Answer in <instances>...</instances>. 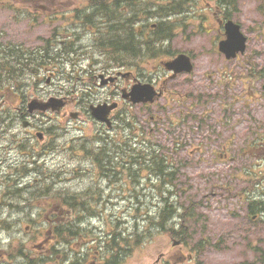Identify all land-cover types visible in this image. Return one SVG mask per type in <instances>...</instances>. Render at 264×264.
Here are the masks:
<instances>
[{
  "label": "rangeland",
  "instance_id": "obj_1",
  "mask_svg": "<svg viewBox=\"0 0 264 264\" xmlns=\"http://www.w3.org/2000/svg\"><path fill=\"white\" fill-rule=\"evenodd\" d=\"M213 1L215 0H196L195 5L192 7V14H190L189 19L185 20L186 28H173L172 32L174 37L169 44L171 52L179 51L181 53L195 56L196 58L201 56L199 59L200 66H203V64L208 63L210 60H213L212 63L215 62L219 66L222 63V60L219 58L220 53L217 51V41L216 39H213V33L211 34L205 29H201L202 24L209 28V24L212 23V16L210 15L208 4ZM258 2L259 0H242L237 3V11L231 14V17L234 20L240 24L242 22L243 25H241L245 27V33H247L252 40L256 37H260L258 29L259 26L264 25V20L261 18L262 16H259L258 12H255ZM9 5L15 7H36L44 5V8H47L45 10L43 9L46 13L53 12L54 8L81 6V4H75L74 1L70 0H0V32H5L6 34L12 33V40L21 42L28 48L41 45L42 41L38 39L41 34L36 36L37 33L27 30V26H29V24H27L29 22L28 19L16 22L15 11L14 9L9 8ZM39 12L42 13L41 10H39ZM204 16H208V20L203 19ZM41 33H46V30ZM261 35H264L263 30ZM7 37L8 36H6V38ZM260 46L261 47L251 43V48L261 50V53L264 54V42L260 41ZM3 65L4 64L2 63V66ZM193 80V84H185L184 86L178 85L181 82H172L170 87L174 88L172 90H178L180 93L184 94L188 91L198 94L206 93L208 91L202 86L203 82L207 81V79H200L199 72L197 81L194 78ZM168 82H170V80H168ZM175 85H177V88ZM214 91L215 90H210L209 93L212 94ZM216 101L218 102L215 105L201 106L191 110V114H195V116L198 117L196 120L197 122H200L199 118L202 117L203 122L205 123L200 135H196V138L188 135L190 130L195 132V129H191L189 125L181 128V135H184L183 137H185V139H189L187 140L186 147L183 149V154L186 156L188 152H194L198 146H200L202 150V152H197L190 159V168H188L187 173L191 176L192 188L185 197H182V200H194L196 203H203L202 207L197 210L195 209V212L198 215L207 216V221L202 224L185 222L183 227L188 233H192L193 236L192 238L190 236L187 239H184V241H187L186 245L188 247L185 249H188V252L185 250H183V252L186 254L192 253L191 246H195V244L202 238H211L213 245L216 246L209 248L206 247L204 250L199 251L200 254H194L196 262L190 264H258L248 243L250 242L251 245H260L262 249H264V224L257 225L248 219L247 208L242 205L244 200H241V203L237 198H231L226 201L223 200L222 194L227 197L228 189H232L233 194H237L244 188H250L249 186L252 185L249 182L252 180L249 179H254V177L259 178L261 184L258 190L264 189V178L262 177L264 176V152H260V149L258 148L252 149L255 156L257 153L259 154L257 160L250 159L240 153L242 148L257 141V135L264 136V130L259 129V121L264 120V105L260 107L257 104L246 106L242 102L237 105V109H235L234 106L230 105L227 99L220 98ZM182 106L183 104H180L179 107L182 108ZM223 106H226L225 111L221 110ZM177 108L178 104L175 107V112L177 111ZM203 108L210 111L204 113ZM225 118L231 120L230 125H226ZM239 119L244 120L245 122L243 124H239V122L236 123V120ZM199 127L200 126L198 125V128ZM10 135L16 136L15 141L12 142L11 138H9L7 141L1 142L0 147H7L8 143L12 148H20L21 145L18 142L20 138L25 137L22 125L15 127ZM59 136L61 137V135ZM159 136V139H163L161 135ZM72 139L73 135H69L66 140L61 139L60 141L57 139L58 147H65L67 142ZM185 139L183 138L182 140ZM32 145L33 144H30V146ZM25 146H29V144ZM224 146L227 147L228 153V160H225V162L221 159H215L214 157L215 152L217 153ZM18 153V150L12 149L10 155L12 156L11 158H13V160H19L20 156ZM54 153L55 156L50 155L48 161V167L51 171H60L61 169L59 168H63L64 166L70 167L71 165H77L76 162L72 161L71 157L69 158L71 155L68 153ZM0 155L5 157L7 153H1ZM232 156L236 157V160H229ZM4 174L7 173L3 172L0 175ZM34 178L36 177H33L31 180H34ZM222 187L225 189H221ZM249 192L251 191L249 190ZM206 199L210 200L209 205L212 207L210 211L204 206V201ZM11 201L13 203H11L9 208L13 209L19 206L24 199L19 197L14 198ZM218 202L220 206H225L226 209L221 208L219 211L215 210ZM37 209V207H34L32 210L22 211L20 215L17 214L16 211L9 210V212H11L10 214L13 215V219L21 218L24 221L19 222L11 231H8L7 229L4 230L0 225V242L3 246H6L9 243L10 238H12L11 241L14 240L15 242L11 245L10 249L20 246L18 244L19 240L25 243L30 250L34 244L40 242L39 238L35 239L33 231L36 232L37 227L40 226L41 223L36 225L33 222H27L28 220L35 221ZM190 209L193 210L194 208L190 207ZM233 210L238 212V218L231 216V211ZM150 213H157V209L151 208ZM182 213H186L184 212V209L179 214ZM31 215L33 216L28 219L27 216ZM7 216L8 214L4 211L1 212L0 209V217L2 219L5 218L3 220L10 223L7 221ZM43 220L44 219L41 217V222ZM33 224L34 226L32 229L30 227ZM200 226H202V229L199 228ZM203 227L206 230H203ZM201 232H205V235L201 236ZM214 234L216 235L214 236ZM13 235H16L17 237H14ZM180 250L182 249H175L166 237L156 236L148 242L147 246L137 249L132 258L128 261V264L154 263L160 254H166L169 258L181 257ZM31 252V255L33 256L38 255L33 252V250ZM171 260L174 263L176 262V259ZM21 264L26 263L21 262Z\"/></svg>",
  "mask_w": 264,
  "mask_h": 264
},
{
  "label": "flooded vegetation",
  "instance_id": "obj_2",
  "mask_svg": "<svg viewBox=\"0 0 264 264\" xmlns=\"http://www.w3.org/2000/svg\"><path fill=\"white\" fill-rule=\"evenodd\" d=\"M97 14L105 15L102 22L112 30L113 26L110 23L111 19L108 14L102 11ZM75 19L78 20V17H75ZM217 21L219 25H222L220 19ZM64 25L62 24L61 28H56V31H66L67 34L54 33L53 37L47 42V48L34 50L32 54L36 59L39 57L45 60L46 57H51L49 61L50 65L44 67V70L48 72L45 79L47 84H51V78L55 80L62 79L63 83L54 84V88H39L38 83L40 81L38 77H43V75L33 76V68L36 66V63H32L30 75L35 82L33 84L34 98L44 101L49 100L50 97L62 98L63 106L59 117L64 118L67 122H74L83 126H85V121H88L87 119L91 120V107L113 103L119 104V109L113 111L110 116L113 122L111 131L107 130L104 124L95 122L103 130L111 132L109 135L104 134L98 139L99 146H102L103 150H98L95 153L100 159L107 158L111 162V166H79L72 167L71 169L77 173L87 175L84 180V186L81 189L84 190V197L87 203L100 206L103 205V202L108 204L112 203V200H120L126 202L127 205L135 203L143 205L144 199L142 196H138L141 197L140 199L135 198L136 192L134 189L139 187V189L144 190L143 184L145 180L149 179L154 172V168L149 166L150 158L148 155L150 153L148 151L142 152L141 157H133L134 154L132 152H126V155H124V153L117 152L114 148H116L118 140L123 138L120 137L123 119L120 105L131 104L128 98L129 93L135 83L145 82V79L140 75V73L144 75L145 70L134 65L132 57L126 61L123 67L118 68L114 38L101 41L92 37L83 39L79 37L78 32L71 31L70 24ZM88 27L93 28L94 25L89 24ZM133 27L134 24L131 21L126 30L128 37L133 35ZM108 30L105 31L107 32ZM138 31L141 32V28ZM91 33H93V36L96 34L95 32ZM146 43L147 40L145 39L144 44ZM243 58L244 60H241L240 65L247 67L248 71H234L230 77L226 78V84L235 87L236 81L246 80L248 89L243 86V92L248 94L251 104L255 103L260 107L261 100L264 98V93H261L264 90V86L261 84L264 82L260 79V76L264 73V68H262L263 62L258 60L257 56ZM83 59L85 63L82 64L81 61ZM236 60H240V57H237ZM65 63H70V66L65 65ZM40 71L42 72V70ZM76 72L80 75H74ZM240 100V98L236 99L237 102ZM208 104L216 103L211 101ZM201 105H204V103L201 102ZM197 107V104L195 105L194 103L188 106V108ZM222 109H226V106H223ZM73 113L74 115H72ZM40 115L41 113L33 116L32 120L34 121L29 123L28 129L31 132L32 139L38 137L42 139L37 140V145L47 148V150L39 152V156L41 157L50 152L48 149L52 145L53 136L51 135V123L48 119L44 118V116L46 117L49 114H42V118L39 119ZM19 118L22 122L28 118L26 109H19ZM259 124L262 125L261 123ZM113 132L116 135L112 134ZM153 132L154 130L151 131V133ZM126 139L130 141L129 138ZM142 144L148 147L145 140L142 141ZM19 153L22 156L29 155V152L26 151ZM191 153L189 152V155ZM177 155L181 158L183 150L178 151ZM89 160L91 159L89 158ZM3 161V159L0 161V170H7L10 173L19 172L18 169H15L18 166V162L6 165V162ZM95 161L97 160H91L92 163ZM33 168L36 171L35 175L38 177L35 179V183H30L26 186L29 193L26 203L45 207V212L40 216L45 217L49 223H59L63 220V216L62 212L58 210L59 200L55 197L59 196L60 193L56 191L53 183H48L49 178L55 173L46 166V161L44 164ZM59 169H65V167ZM162 169L163 167L160 168L161 172ZM22 177L21 175L19 176L18 183L13 182L12 184H8L0 182V189L4 187L11 188L16 185L20 186L24 182L21 179ZM43 180H46V182ZM83 215L84 218L87 217L86 212ZM170 224L174 227V230L169 231L168 234L170 237L180 240L179 243L181 245L178 246L181 248L185 245V242L182 241V223L180 220L172 219ZM50 226L52 228L48 231L49 237L46 241L50 246L36 247L40 252H35L38 255L31 256V264H36L34 261L45 262L46 264H128V261L134 254L133 248L128 246L131 243L127 242V233L118 232L115 221L111 218L108 219L104 228L81 230L78 245L54 246L56 229L53 227L54 225ZM62 233L64 232L62 231ZM156 264L169 263L166 259L164 261L159 259Z\"/></svg>",
  "mask_w": 264,
  "mask_h": 264
},
{
  "label": "trees",
  "instance_id": "obj_3",
  "mask_svg": "<svg viewBox=\"0 0 264 264\" xmlns=\"http://www.w3.org/2000/svg\"><path fill=\"white\" fill-rule=\"evenodd\" d=\"M93 1V3H94V5H96L97 7H99V8H108L109 6H112V7H122L123 6V4L124 5H126V4H128V5H130V4H133V5H136L137 7H140L141 6V4L142 3H144V1L145 0H92ZM109 1V2H108ZM170 1H172V3H174V4H178V0H170ZM173 9V8H172ZM172 9H171V7H167L162 13H158L157 15H156V17H158V18H160V20L161 21H165V17H167V16H169V14H173V12H176V10L175 11H172ZM133 17H134V21L136 22L137 20H139L140 22H141V19L143 20V16H145V17H151V16H153V15H155L153 12H151L150 14H149V12L148 11H134L133 12ZM141 14L143 15L142 16V18L141 17H139V16H141ZM114 17H115V14H113V12H111V15H110V23L111 24H113V26H114V28H116V29H120V25H121V23L118 21L117 22V24L113 21V19H114ZM160 24H162V25H168L167 23H165V22H163V23H160ZM125 25V24H124ZM116 29H112L111 30V32L113 33V36H115L114 37V39H115V47H116V49H118V51L120 52V51H124V50H129V45H131V43H129V44H127L126 46H125V44L128 42V41H130V42H134L135 41V37L134 36H131V37H126L127 38V40L126 39H122V38H120L119 37V32L116 30ZM160 29V28H159ZM162 29H164V27L162 26ZM164 30H166V29H164ZM134 32H135V30H133ZM165 33V35L163 34V33H160V31L159 30H157L154 34H153V38H158V39H162V38H166V35H167V33H169V31H167L166 30V32H164ZM118 34V35H117ZM125 47V48H124ZM150 47V46H149ZM138 46L136 45V44H133L132 46H131V50L133 51V53H134V55H137V50H138ZM251 202H250V204L248 205V207H249V211H250V214H252V215H255L256 213V210L258 209V204L256 203V202H254V200H253V198H251ZM262 205V209H264V205L263 204H261ZM260 205V206H261Z\"/></svg>",
  "mask_w": 264,
  "mask_h": 264
},
{
  "label": "bare ground",
  "instance_id": "obj_4",
  "mask_svg": "<svg viewBox=\"0 0 264 264\" xmlns=\"http://www.w3.org/2000/svg\"><path fill=\"white\" fill-rule=\"evenodd\" d=\"M113 157V156H112ZM133 161V160H132ZM2 236H4V235H2ZM5 237V236H4Z\"/></svg>",
  "mask_w": 264,
  "mask_h": 264
}]
</instances>
